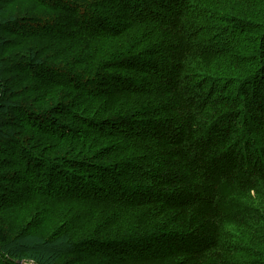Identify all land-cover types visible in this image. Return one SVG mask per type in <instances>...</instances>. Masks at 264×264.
Returning <instances> with one entry per match:
<instances>
[{"label": "trees", "instance_id": "1", "mask_svg": "<svg viewBox=\"0 0 264 264\" xmlns=\"http://www.w3.org/2000/svg\"><path fill=\"white\" fill-rule=\"evenodd\" d=\"M11 1L0 264H264V0Z\"/></svg>", "mask_w": 264, "mask_h": 264}, {"label": "rangeland", "instance_id": "2", "mask_svg": "<svg viewBox=\"0 0 264 264\" xmlns=\"http://www.w3.org/2000/svg\"><path fill=\"white\" fill-rule=\"evenodd\" d=\"M25 4V2H21V1H18V2H16V1H11V2H9L6 6H4V7H0V22L1 21H7V20H14V19H16V17L20 14V13H22L23 11H24V8H23V5ZM26 45H30V44H26ZM25 45V46H26ZM33 45V44H32ZM41 44H39V43H37L36 44V46H40ZM18 46V45H17ZM24 84H26V83H24V82H22V83H20L19 84V86H18V84L17 83H15L12 87L14 88V89H16V88H18V87H20V86H22V85H24ZM29 84V83H28ZM30 85V84H29ZM44 96H46V97H48L49 96V94H47V93H43V92H35V91H33V92H30V93H26L25 94V96H20L21 97V99H23V100H26L27 98H29L30 99V101H32V100H34L35 102H37L38 100V98H43ZM23 97H27V98H23ZM14 99V98H13ZM18 99H20V98H18ZM29 104H31V103H29ZM38 105V103L35 105V106H37ZM30 127H29V125H26L24 128H22V127H16L15 128V130H21V131H24V133L21 135V137H25V136H27V135H30L29 133H31V134H35V132L33 131V130H31V129H29ZM36 135V134H35ZM6 213H7V211H5ZM30 212V214H29V216H31V214L34 212V211H29ZM12 218V217H11ZM19 220H21V217H20V219ZM10 221V220H9ZM6 226V225H5ZM7 227H9L11 230H13L14 228H16V229H21L22 227H24V224L21 222V223H19V221L17 222V224L16 225H14V226H7ZM52 226H50V227H47V228H43V229H36V236H38V232L40 231V230H44V234L42 235V236H40V237H43V236H46V235H49L50 234V232L48 231V230H46V229H48V228H51ZM31 229H33L32 227H31ZM20 235H21V233H20ZM21 236H23V235H21ZM35 236V237H36ZM35 255L38 257V258H41V259H46V256L43 254V253H35ZM54 264H59V263H54Z\"/></svg>", "mask_w": 264, "mask_h": 264}, {"label": "bare ground", "instance_id": "3", "mask_svg": "<svg viewBox=\"0 0 264 264\" xmlns=\"http://www.w3.org/2000/svg\"><path fill=\"white\" fill-rule=\"evenodd\" d=\"M259 7H261V4H260V6ZM205 13V12H204ZM203 16V15H202ZM205 16V15H204Z\"/></svg>", "mask_w": 264, "mask_h": 264}]
</instances>
